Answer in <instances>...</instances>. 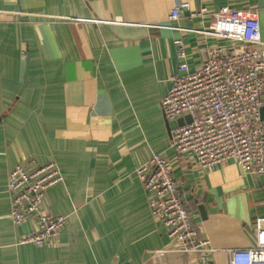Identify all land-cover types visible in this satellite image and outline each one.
<instances>
[{
    "label": "crops",
    "instance_id": "crops-1",
    "mask_svg": "<svg viewBox=\"0 0 264 264\" xmlns=\"http://www.w3.org/2000/svg\"><path fill=\"white\" fill-rule=\"evenodd\" d=\"M179 1L189 8L170 19ZM225 5L256 10L264 41V0H0V264H229V250L253 244L264 178L232 160L200 170L170 146L160 106L177 73L175 39L190 70L208 48L242 47L198 32ZM261 101L264 121V91ZM154 154L166 158L209 241L207 262L176 251L150 214L135 168ZM51 160L64 179L45 191L43 207L67 216L65 226L50 242L21 244L36 221L12 223L8 172Z\"/></svg>",
    "mask_w": 264,
    "mask_h": 264
},
{
    "label": "built area",
    "instance_id": "built-area-1",
    "mask_svg": "<svg viewBox=\"0 0 264 264\" xmlns=\"http://www.w3.org/2000/svg\"><path fill=\"white\" fill-rule=\"evenodd\" d=\"M185 8H189V3L179 1L170 10L169 18L176 19L180 9ZM204 13L202 8L192 16ZM198 32L239 42L242 47L208 48L199 67L190 70L182 40L173 41L177 73L161 99V111L167 120L188 115L191 121L172 130L170 146L178 154H191L200 170H213L232 160L243 173L264 178V121L260 117L264 41L257 12L221 6L212 13L208 28ZM135 173L147 194L151 216L160 220L167 236L176 242L175 250L195 252L202 262H207L212 251L209 241L198 236L166 158L154 154L136 166ZM63 179L53 160L29 168L17 164L9 170L6 189L12 223L18 225L28 217L36 221V229L24 236L21 244L50 242L65 226L67 216L53 214L43 207L45 191ZM229 256V264H264V217L255 220L253 244L229 250Z\"/></svg>",
    "mask_w": 264,
    "mask_h": 264
},
{
    "label": "water",
    "instance_id": "water-1",
    "mask_svg": "<svg viewBox=\"0 0 264 264\" xmlns=\"http://www.w3.org/2000/svg\"><path fill=\"white\" fill-rule=\"evenodd\" d=\"M191 121V117L186 115V116H183V117H179V118H176L174 120H171L170 121V126L174 128L178 127V126H182L184 125L185 123H188Z\"/></svg>",
    "mask_w": 264,
    "mask_h": 264
}]
</instances>
